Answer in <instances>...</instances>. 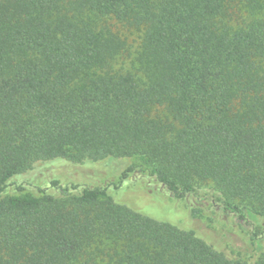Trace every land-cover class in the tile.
Here are the masks:
<instances>
[{
	"label": "trees",
	"instance_id": "1",
	"mask_svg": "<svg viewBox=\"0 0 264 264\" xmlns=\"http://www.w3.org/2000/svg\"><path fill=\"white\" fill-rule=\"evenodd\" d=\"M108 159L120 184L18 181ZM204 183L264 217V0H0V264H264L121 194Z\"/></svg>",
	"mask_w": 264,
	"mask_h": 264
},
{
	"label": "rangeland",
	"instance_id": "2",
	"mask_svg": "<svg viewBox=\"0 0 264 264\" xmlns=\"http://www.w3.org/2000/svg\"><path fill=\"white\" fill-rule=\"evenodd\" d=\"M67 164L71 166L65 161L56 164L40 163L36 169L20 176L18 181L24 182L33 190H36L38 185L44 187L49 185L50 181L57 177L63 182L73 178L79 183L108 185L113 182L115 185L120 184L122 173L129 166L130 160L108 159L96 166L82 169L71 166L74 170ZM129 180L130 183H134L136 178ZM114 185L112 187H115ZM218 193L211 183H204L197 192L177 200L171 192L167 191L164 194L157 186L150 188L145 184L129 185L121 194L130 203L126 204L142 211L145 215L172 222L184 229L190 227L206 237L212 236L216 243H224L226 240L224 236L229 235L233 239L247 240L251 247L252 241L261 243V248L264 249V217L248 214V220H240L239 216L226 211L221 202L216 201Z\"/></svg>",
	"mask_w": 264,
	"mask_h": 264
}]
</instances>
